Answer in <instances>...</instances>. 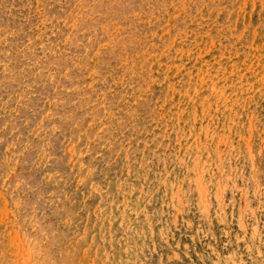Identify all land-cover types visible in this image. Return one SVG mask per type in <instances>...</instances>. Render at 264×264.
<instances>
[{
	"label": "rangeland",
	"instance_id": "374dc122",
	"mask_svg": "<svg viewBox=\"0 0 264 264\" xmlns=\"http://www.w3.org/2000/svg\"><path fill=\"white\" fill-rule=\"evenodd\" d=\"M0 264H264V0H0Z\"/></svg>",
	"mask_w": 264,
	"mask_h": 264
}]
</instances>
